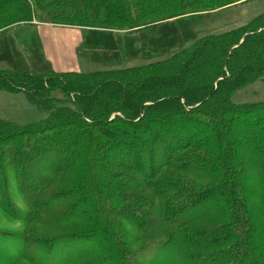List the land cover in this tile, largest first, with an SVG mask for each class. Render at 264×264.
<instances>
[{"label":"trees","instance_id":"obj_1","mask_svg":"<svg viewBox=\"0 0 264 264\" xmlns=\"http://www.w3.org/2000/svg\"><path fill=\"white\" fill-rule=\"evenodd\" d=\"M40 1L0 0V17L43 21ZM205 1L54 0L132 29ZM261 85L264 12L147 64L0 68V209L29 225L10 234L16 257L36 264L39 252L91 241L63 264H137L136 230L161 256L178 245L179 264H264V228L253 241L254 207L264 215ZM20 103L35 115L8 107Z\"/></svg>","mask_w":264,"mask_h":264},{"label":"rangeland","instance_id":"obj_2","mask_svg":"<svg viewBox=\"0 0 264 264\" xmlns=\"http://www.w3.org/2000/svg\"><path fill=\"white\" fill-rule=\"evenodd\" d=\"M206 2L190 4L187 8L193 12L186 14H181L183 11L172 4L148 16L145 26L132 29L117 25L105 13L88 4L72 8L69 2L61 5L54 0H41L39 8L46 16L43 21L34 17L29 22H19L21 16L16 13L0 17V68L61 72L147 64L172 55L203 35L242 25L264 12V0H247L233 6L223 5L224 0ZM67 5L69 8L64 7ZM256 94L262 98L255 99L264 98L263 85L258 87ZM23 105L8 107L17 108L15 115L20 114L25 119L35 115L32 107ZM18 199H15L17 204L25 209L22 199ZM254 211L259 212L256 215L260 219L253 216V241L256 242L258 232L264 228V215L260 213L262 209L259 205L254 207ZM28 229L27 223L10 217L0 209V261L3 264H10V261H14L12 264H32L17 258L16 250L12 251L15 246L10 243L13 241L10 234L19 236ZM130 234L138 235V240L131 244L139 250L137 264H179L181 250L178 245L161 256L164 248H144L149 239L136 230L129 231ZM176 242L180 243L181 239L177 238ZM89 244L93 242L64 245L63 256L57 255L58 251L51 254L39 252L37 257L40 262L36 264H63L72 253H78L82 246Z\"/></svg>","mask_w":264,"mask_h":264}]
</instances>
